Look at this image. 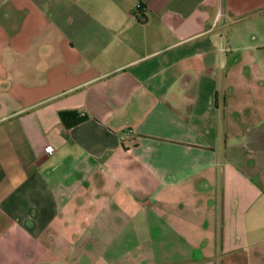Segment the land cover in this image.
Masks as SVG:
<instances>
[{"label":"crops","instance_id":"crops-1","mask_svg":"<svg viewBox=\"0 0 264 264\" xmlns=\"http://www.w3.org/2000/svg\"><path fill=\"white\" fill-rule=\"evenodd\" d=\"M263 12L0 0V259L264 264V71L215 35Z\"/></svg>","mask_w":264,"mask_h":264},{"label":"rangeland","instance_id":"rangeland-1","mask_svg":"<svg viewBox=\"0 0 264 264\" xmlns=\"http://www.w3.org/2000/svg\"><path fill=\"white\" fill-rule=\"evenodd\" d=\"M215 35L216 39L220 37L221 40L220 44H216V51H219V45L220 51H223L227 41H229L227 49L233 51L234 55L238 53L235 52V48L243 47L242 51H253L251 55L254 56L256 65L259 63L264 71V12L233 22L221 18L218 20ZM22 256L18 248L8 245L2 252L0 264H31V261L24 260Z\"/></svg>","mask_w":264,"mask_h":264},{"label":"trees","instance_id":"trees-1","mask_svg":"<svg viewBox=\"0 0 264 264\" xmlns=\"http://www.w3.org/2000/svg\"><path fill=\"white\" fill-rule=\"evenodd\" d=\"M139 15L143 17V7L139 9ZM60 121L68 128L75 126L84 120L87 116L85 114L78 113L77 111H62L59 113Z\"/></svg>","mask_w":264,"mask_h":264},{"label":"built area","instance_id":"built-area-1","mask_svg":"<svg viewBox=\"0 0 264 264\" xmlns=\"http://www.w3.org/2000/svg\"><path fill=\"white\" fill-rule=\"evenodd\" d=\"M141 8V5L140 4H138L137 6H136V9H135V12H136V15H139V9ZM52 151V148L51 147H46V152L47 153H49V152H51Z\"/></svg>","mask_w":264,"mask_h":264}]
</instances>
